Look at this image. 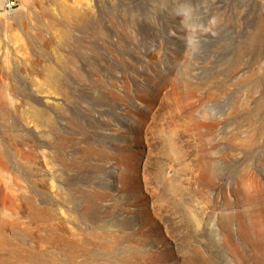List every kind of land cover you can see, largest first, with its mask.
I'll list each match as a JSON object with an SVG mask.
<instances>
[{
    "label": "rangeland",
    "instance_id": "1",
    "mask_svg": "<svg viewBox=\"0 0 264 264\" xmlns=\"http://www.w3.org/2000/svg\"><path fill=\"white\" fill-rule=\"evenodd\" d=\"M9 1L0 264H264V0Z\"/></svg>",
    "mask_w": 264,
    "mask_h": 264
},
{
    "label": "built area",
    "instance_id": "2",
    "mask_svg": "<svg viewBox=\"0 0 264 264\" xmlns=\"http://www.w3.org/2000/svg\"><path fill=\"white\" fill-rule=\"evenodd\" d=\"M16 5V1L15 0H11V1H9L8 3H7V6L9 7V8H12V7H14Z\"/></svg>",
    "mask_w": 264,
    "mask_h": 264
},
{
    "label": "bare ground",
    "instance_id": "3",
    "mask_svg": "<svg viewBox=\"0 0 264 264\" xmlns=\"http://www.w3.org/2000/svg\"><path fill=\"white\" fill-rule=\"evenodd\" d=\"M175 78V77H174ZM178 79V78H177ZM176 81V80H175ZM166 83V82H165ZM170 83V82H169ZM165 85V84H164ZM162 88V87H161ZM165 90V89H164ZM188 90V89H187ZM187 99V98H186ZM160 103V102H159ZM147 110V109H146ZM155 111V110H154Z\"/></svg>",
    "mask_w": 264,
    "mask_h": 264
}]
</instances>
